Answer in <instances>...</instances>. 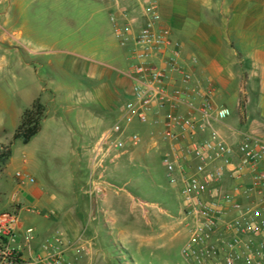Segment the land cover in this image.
<instances>
[{
    "label": "rangeland",
    "instance_id": "obj_1",
    "mask_svg": "<svg viewBox=\"0 0 264 264\" xmlns=\"http://www.w3.org/2000/svg\"><path fill=\"white\" fill-rule=\"evenodd\" d=\"M96 3L90 0H0V144H6L0 152L11 149V159L0 171V213H16L21 222H35L26 223L27 228L37 227L40 223L37 216L8 209L5 195L10 189L20 187L38 190L57 198L66 210L78 212L86 251L79 255L74 252L79 257L77 264H188L182 255L189 236L181 214V196L168 179L170 168L155 158L156 152L149 151L152 147L148 149L141 143L134 150L133 165L124 158L116 165L107 162L101 168L94 161L95 140L91 136L110 129L119 111L106 126L99 125L83 140V129L94 123L90 116L83 117L82 123L74 119L75 112L89 110L85 91L79 88L75 98L68 100L65 95L49 107L51 123L58 122L51 135L59 142L48 144L49 133L42 134L29 147L12 139L18 129L15 118L22 106L23 85L29 87L35 81L36 85L48 86L43 82L53 73L48 65L40 64L58 59V49L54 46L56 37H61L63 45H68L63 47L67 53L62 58L70 64L92 56L97 50L100 52L105 40L112 37L110 20L93 7ZM29 63L32 69L27 70L25 65ZM66 84L77 86L71 78ZM93 112L97 119L106 116L98 108ZM142 128L144 126L136 123L127 130L142 135ZM168 150L169 146L165 153ZM18 174L27 175L34 183L21 185L16 178ZM98 185L111 188L110 197L116 205L111 204L110 210L106 204L105 209L100 210L96 203ZM127 195L140 202V206L153 207L143 206L145 215L139 207L131 205ZM56 230L64 234L60 227L53 229Z\"/></svg>",
    "mask_w": 264,
    "mask_h": 264
},
{
    "label": "crops",
    "instance_id": "obj_2",
    "mask_svg": "<svg viewBox=\"0 0 264 264\" xmlns=\"http://www.w3.org/2000/svg\"><path fill=\"white\" fill-rule=\"evenodd\" d=\"M90 1L97 2L93 7L104 13L110 23L112 18H116L121 27L132 26L131 33L126 37L128 42L123 44L111 29L113 35L105 40L100 52L97 50L98 43L96 46L98 52L70 64L62 58V55L67 53L63 47L67 48L68 45H63L61 37H56L54 46L58 49V59L53 63L40 64L48 65L50 72L53 73H50L45 79L46 82H43L48 88L41 84L36 85L34 81L29 87L23 85V92L20 94L22 106L15 118L18 128L24 114L37 101L46 108V117L40 134L27 146L23 145L25 147L31 146L42 134L53 133L52 131L58 127V122L51 123L49 107L65 95H67L65 99L68 100L75 98L79 88L85 91L89 106L87 109L90 111L81 109L75 112L74 119L77 123H82L83 117L90 116L94 123L92 127L87 126L83 129L81 134L83 140L90 137L99 125L106 126L107 121L111 117H116L119 111V116L111 127L113 128L122 120L124 106L132 101L133 82L130 73L136 64L133 58L135 41L146 24L144 5L148 0ZM123 1L125 4L120 5ZM157 3L161 19L159 26L174 44L179 45L182 53L181 64L185 74L189 76L188 82L184 83V76L168 72V87L186 88L188 91L182 106L174 113L186 116L192 108L195 117L198 118V109L203 103L202 93L204 89L210 88L212 90L210 101L213 106L231 110L238 116L239 121V124L213 123V129L231 145H239L245 136L264 143V0H157ZM168 57L169 53L165 56H154L151 63L164 67ZM25 67L27 70L32 69L30 63ZM70 78L77 86L66 84ZM58 81L64 83L57 84ZM94 108L102 110L106 116L97 119L93 112ZM170 113L173 114V111L150 114L148 125L142 128L143 134L133 133L141 139L143 146L152 147L148 148L149 151L163 154L167 147H170L171 142L164 136L166 117ZM59 122L62 123V120ZM105 133L94 132L91 136L95 140L92 148L94 156L95 148ZM14 136L15 134L12 136L13 140ZM208 136V133L198 134L194 139L202 140ZM46 137L48 144L58 141L52 135L50 136L52 138ZM18 142L22 143L21 141L16 143ZM3 147H6V144H0V151ZM135 155L134 151L126 152L121 159L125 158L133 165ZM110 191V187L97 186L96 203L100 210L105 209V204L108 205V210L112 208L111 204L116 205L112 196L110 197ZM127 196L132 202L131 205L139 207L145 215L143 206L153 207L149 204L140 206V202L137 203L131 196ZM5 200L8 209L20 211L19 213L26 212L40 220L39 225L33 228L35 238L32 249L35 254L41 252L43 243L55 232L53 231L55 227L63 230L67 245L82 240L83 225L78 212L66 210L54 196H46L38 190L19 188L10 189L5 195ZM24 204L32 208H25ZM26 223L35 222L19 220L15 230L19 234L23 233L28 229Z\"/></svg>",
    "mask_w": 264,
    "mask_h": 264
},
{
    "label": "built area",
    "instance_id": "obj_3",
    "mask_svg": "<svg viewBox=\"0 0 264 264\" xmlns=\"http://www.w3.org/2000/svg\"><path fill=\"white\" fill-rule=\"evenodd\" d=\"M144 16L146 24L135 41L136 64L130 73L132 101L124 107L122 120L102 136L94 161L101 168L120 161L142 143L127 129L136 123L146 127L152 113L173 111L166 117L164 135L171 145L155 158L170 168L168 179L181 196L189 236L182 255L188 264H264V143L245 136L239 145H231L213 129V123L239 121L231 110L213 106L210 88L202 93L198 118L192 108L186 116L174 113L188 96L186 88L168 87L169 71L184 76V83L189 80L182 53L159 26L157 0L146 1ZM110 27L123 44L128 42L131 25L121 27L112 18ZM167 53L164 67L151 63L154 56ZM207 133L208 138L194 139ZM16 178L23 186L34 183L27 175ZM18 221L16 213L0 214V264H77L74 252L86 251L83 239L67 245L65 235L56 230L35 254V230L19 234Z\"/></svg>",
    "mask_w": 264,
    "mask_h": 264
},
{
    "label": "trees",
    "instance_id": "obj_4",
    "mask_svg": "<svg viewBox=\"0 0 264 264\" xmlns=\"http://www.w3.org/2000/svg\"><path fill=\"white\" fill-rule=\"evenodd\" d=\"M46 117V108L37 101L30 110H28L20 123V126L14 136V142L21 141L27 146L42 130V124ZM4 150V149H3ZM11 159V149L7 152H0V171L7 165Z\"/></svg>",
    "mask_w": 264,
    "mask_h": 264
}]
</instances>
